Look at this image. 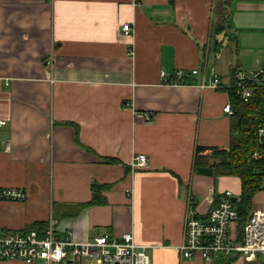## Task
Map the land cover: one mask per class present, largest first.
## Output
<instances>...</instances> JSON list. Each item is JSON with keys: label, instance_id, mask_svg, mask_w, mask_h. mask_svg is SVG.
I'll use <instances>...</instances> for the list:
<instances>
[{"label": "crops", "instance_id": "0c3cea01", "mask_svg": "<svg viewBox=\"0 0 264 264\" xmlns=\"http://www.w3.org/2000/svg\"><path fill=\"white\" fill-rule=\"evenodd\" d=\"M262 64L264 0H0V186L26 193L0 200V229L131 232L151 264H264L176 248L190 207L204 213L208 195L240 191L235 175L195 171L194 150L230 144L232 72ZM177 68L198 71L187 84L160 75ZM214 76L225 85H197ZM251 209H264V189Z\"/></svg>", "mask_w": 264, "mask_h": 264}, {"label": "built area", "instance_id": "2783aa9c", "mask_svg": "<svg viewBox=\"0 0 264 264\" xmlns=\"http://www.w3.org/2000/svg\"><path fill=\"white\" fill-rule=\"evenodd\" d=\"M124 33H130L132 27L128 22L122 25ZM214 70V69H213ZM198 71L197 68H177L170 77L164 71L160 75L168 82L179 84L192 83L188 76ZM264 82V64L253 70L236 69L232 72V80L227 88H232L244 100L251 95L253 87ZM197 85L204 87H220L225 84L217 77ZM224 110L232 112L229 104ZM144 118L149 115L144 113ZM4 120H0V124ZM260 140H264V127L258 126ZM8 144L6 149H8ZM261 154L253 152V157ZM144 154H135L132 166L142 167L146 164ZM212 191V190H211ZM222 196L215 201L212 194L206 197L207 210L198 212L190 207L184 218L183 239L176 245L182 257L199 256L205 262H211L216 256L239 252L248 259L264 254V209H251L252 215L246 216L243 224V236L240 240L230 233V224L238 217L237 207L230 199L231 191L221 192ZM26 193L23 188L0 186V200H22ZM249 214V213H248ZM21 260L24 262L43 261L47 264L65 261L67 264H151L150 256L145 248L134 241L131 232L119 236L102 233L92 237L76 240L70 232H55L50 221L47 232L40 235L34 228L23 230L0 229V260Z\"/></svg>", "mask_w": 264, "mask_h": 264}, {"label": "trees", "instance_id": "16d2710c", "mask_svg": "<svg viewBox=\"0 0 264 264\" xmlns=\"http://www.w3.org/2000/svg\"><path fill=\"white\" fill-rule=\"evenodd\" d=\"M227 91L234 119L232 140L228 146L197 144L193 167L200 173L230 174L239 178L240 191L237 195H231L230 199L238 211L236 239L240 240L244 221L252 208V197L257 191L264 189V140H260L257 133L258 126L264 127V82L256 84L246 100L232 88H227ZM255 151L261 155L253 157ZM97 186L100 188L103 185L94 184L93 188ZM221 196V193L217 194L215 201ZM44 227L40 223L30 228L43 235Z\"/></svg>", "mask_w": 264, "mask_h": 264}, {"label": "rangeland", "instance_id": "374dc122", "mask_svg": "<svg viewBox=\"0 0 264 264\" xmlns=\"http://www.w3.org/2000/svg\"><path fill=\"white\" fill-rule=\"evenodd\" d=\"M220 5V3H219V1H217L216 2V6H219ZM219 10V9H218ZM232 120L234 121V119L232 118ZM218 176L219 175H215V176H213V180L214 181H217V179H218ZM234 184V180L233 179H231V180H229V184ZM232 184H231V186H232ZM235 184L237 185V182L235 181ZM231 190H232V194H234L235 192H236V189H232L231 188ZM262 257H264V256H262Z\"/></svg>", "mask_w": 264, "mask_h": 264}, {"label": "water", "instance_id": "95a60500", "mask_svg": "<svg viewBox=\"0 0 264 264\" xmlns=\"http://www.w3.org/2000/svg\"><path fill=\"white\" fill-rule=\"evenodd\" d=\"M235 198V197H234ZM252 215V211L249 212L248 216L250 217Z\"/></svg>", "mask_w": 264, "mask_h": 264}]
</instances>
